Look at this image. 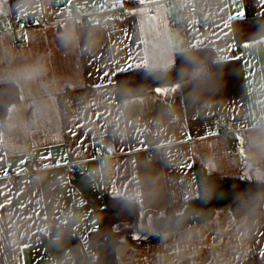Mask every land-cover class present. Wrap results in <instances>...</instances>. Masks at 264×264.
<instances>
[{
    "label": "crops",
    "instance_id": "1",
    "mask_svg": "<svg viewBox=\"0 0 264 264\" xmlns=\"http://www.w3.org/2000/svg\"><path fill=\"white\" fill-rule=\"evenodd\" d=\"M127 1L91 0L74 10L66 0H0V70L33 62L47 67L0 118V264H76L73 239L62 228L80 236L92 263L96 211L107 195L124 194L137 202L140 226L133 241L117 246L118 264H264V202L245 213L221 206L204 222L137 244L157 233L158 217L184 211L198 194L197 166L264 181V165L248 155L249 134L264 122V34L237 40L230 19L241 6L243 18L264 16V6L259 0H136L126 19L113 18L111 10ZM25 15L44 21L26 27ZM70 29L74 42L64 39ZM15 39L27 44L16 47ZM177 42L213 49L202 92H194L195 82L174 80L155 88L174 89L167 95L154 89L116 96L120 69L142 61L140 67L170 69ZM41 100L52 111L34 119ZM17 104L24 106L17 112L21 123L10 126ZM31 153L35 161L28 163ZM146 175L154 187L142 197L138 181Z\"/></svg>",
    "mask_w": 264,
    "mask_h": 264
},
{
    "label": "trees",
    "instance_id": "2",
    "mask_svg": "<svg viewBox=\"0 0 264 264\" xmlns=\"http://www.w3.org/2000/svg\"><path fill=\"white\" fill-rule=\"evenodd\" d=\"M234 36L237 40L258 37L264 34V16L257 15L233 21ZM197 55L206 64L210 73V64L214 60V51L209 46L198 47ZM189 53L177 52L175 64L170 69L137 67L116 74L115 94L118 98L143 95L154 91L160 83L180 81L185 83L182 69L191 70L195 61L189 60ZM194 83V82H193ZM20 91L14 84L0 83V118L8 115L10 106L20 99ZM198 194L191 197L184 211L175 213L168 211L156 219L157 233L148 240L138 242L145 246L157 242L168 232L188 228L204 222L215 215L217 208L232 206L235 213H245L260 208L264 201L258 199L259 193H264V181H255L246 177H221L207 173L202 167H196ZM129 200L134 201L129 203ZM98 228L89 234V244L97 253L95 261L90 263L88 252L79 235L68 229H61L62 235H70L73 239L76 264H118L117 246L125 240L134 239V233L140 226L138 204L133 199L122 196H106V206L96 211ZM129 221V225L120 229L114 228V223Z\"/></svg>",
    "mask_w": 264,
    "mask_h": 264
},
{
    "label": "clouds",
    "instance_id": "3",
    "mask_svg": "<svg viewBox=\"0 0 264 264\" xmlns=\"http://www.w3.org/2000/svg\"><path fill=\"white\" fill-rule=\"evenodd\" d=\"M64 39L68 42H74L78 39L76 32L72 29L68 30L64 34ZM175 51L189 53V60L195 61L196 66L189 70V68L182 69L185 77V83H193L195 82L196 88L194 92L199 94L202 92L205 87L210 82L211 76L209 70L205 63H203L197 55V49L193 45H189L187 49L179 46V42H177V46L174 47ZM174 65V61H173ZM47 71V67H38L35 62L32 64H20L15 66H9L0 70V83L2 84H14L19 90L21 87L34 83L41 76L45 75ZM23 105H14L12 108V112L8 116L9 125H13L15 122V126H20V121L17 119V112L23 111ZM52 111L47 100H41L38 106L34 109L33 117L34 119H38L40 117H46ZM248 155L255 164L264 165V122L258 125L255 129H253L248 138ZM138 183L141 187V196L145 197L150 194L153 190V179L150 176L142 177ZM125 199H129L127 194H124ZM258 199L264 201V193L258 194ZM134 201L129 200V203H133ZM142 202V201H141ZM150 228L153 227L151 221H149Z\"/></svg>",
    "mask_w": 264,
    "mask_h": 264
},
{
    "label": "built area",
    "instance_id": "4",
    "mask_svg": "<svg viewBox=\"0 0 264 264\" xmlns=\"http://www.w3.org/2000/svg\"><path fill=\"white\" fill-rule=\"evenodd\" d=\"M135 1L136 0L127 1V3L123 7L112 9L110 12L111 16L113 18L126 19L130 14L129 4H130V2H135ZM91 4H92L91 0H74L72 3V8L74 10L82 9V8H86V7L91 6ZM195 8H196L195 6H192V7H190V10H195ZM75 16L77 18H79V16L77 14H75ZM43 21H44L43 17H37L35 19V21H33L29 15H25L23 18L24 26H26V27L33 25L35 22H43ZM2 22H3V20H2V18H0V29H1ZM86 22H87L86 20H79L78 23L80 25H83ZM13 43L16 47H20V46L26 45L27 41L22 40V39H15L13 41ZM216 124H217L218 128H220V130H225L224 123L220 119L216 120ZM146 152L148 154V158L149 159L152 158L151 150L147 149ZM26 161L28 163H33L35 161V155L33 153L28 154L26 157Z\"/></svg>",
    "mask_w": 264,
    "mask_h": 264
},
{
    "label": "snow or ice",
    "instance_id": "5",
    "mask_svg": "<svg viewBox=\"0 0 264 264\" xmlns=\"http://www.w3.org/2000/svg\"><path fill=\"white\" fill-rule=\"evenodd\" d=\"M151 2V0H139V3L140 4H145V3H149ZM259 3L264 6V0H259ZM72 4V0H66V5L68 7H70ZM245 16V11L243 10V7L241 6V10L238 12V14L234 17H231L230 19H232L233 21L237 20V19H241ZM27 39V37H25ZM132 66H136V67H140V66H146V61H142L141 64H137V65H129L128 68L126 69H129L131 68ZM126 69H120V71H124ZM110 75V73H104V76L105 78H107L108 76ZM172 91H174V89H171V88H157L155 89V92L159 95H167V94H170ZM238 143H240V138L237 137L236 138ZM4 175L6 176L7 175V172L4 173ZM0 207H4V205H0ZM259 256L261 258H264V250H260L259 252Z\"/></svg>",
    "mask_w": 264,
    "mask_h": 264
}]
</instances>
